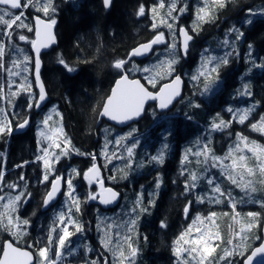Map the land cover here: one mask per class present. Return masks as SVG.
Listing matches in <instances>:
<instances>
[{
    "label": "snow or ice",
    "instance_id": "6c2138e0",
    "mask_svg": "<svg viewBox=\"0 0 264 264\" xmlns=\"http://www.w3.org/2000/svg\"><path fill=\"white\" fill-rule=\"evenodd\" d=\"M111 0H103L104 6L108 7ZM229 0H204V4L200 7L196 13L198 23H206L214 18V13L217 8L223 9L226 7ZM0 26H3V35L8 38L9 41L13 39V29H26L28 32H34L35 39L28 41L27 37L23 34L18 35L20 41L31 43L32 49L35 51V85L39 88L38 98L32 92V83L27 80L25 76L21 83L15 85L16 91H11L13 82L10 80L8 84L10 97L4 96L3 88H0V100L7 99L8 103H12L13 99L19 95L27 94L32 98V102H29L26 107L31 110L33 107L39 108L41 102L46 98L45 88L40 78V51L42 48L48 47L54 42V36L52 33L53 26L56 24V20L49 18L47 21L42 19L39 15L34 17L35 24L30 25L25 22L26 17L22 9L32 8L37 13H42L43 16L48 17L49 13L55 12L53 0H0ZM12 10H21L14 12ZM160 10L164 11L161 14ZM177 3L176 0H171L167 4L166 0H159L157 5H154L151 9L153 14L152 29L155 31L159 26H166L170 32H173V23L169 22V19L175 20L173 13L176 12ZM185 9L180 8L179 11L183 12ZM251 11V10H249ZM254 14V13H253ZM139 16L145 15V7L141 5L138 10ZM159 18L160 24L156 23V19ZM251 23V21H248ZM195 30V26L193 28ZM182 40L180 42V51L184 55H187L189 49V42L192 40V36L189 32L183 28L179 29ZM243 36V32H238L236 39L239 40ZM176 36L173 33V42L168 45L170 51L167 59L150 66L139 68L133 65L132 68L126 67L133 57L145 55L153 50L154 45L167 44L165 35L163 32H157V34L147 43L139 45L134 48L130 53L128 59H120L114 62L113 67L120 73V79L116 81V86L111 91V95L106 98L102 104V111L99 115L107 117L109 120L116 121L118 123H124L126 121L133 120L140 117L145 111V105L148 101H157L160 109H167L173 100L180 95L182 80L179 75H173L175 72V65L178 63L179 57L177 54V43L175 42ZM226 45L228 41L224 42ZM252 45H249L251 48ZM231 53H225L224 56L219 58H205L197 74L192 76L193 80H199L201 77L205 81V91L209 90V81L212 80V75L216 74L218 77V69L223 65L229 63L228 56ZM6 56V45L0 42V68H4V57ZM31 59L28 56H24L23 60H13L12 69H6L9 76H21L23 73H29L32 71L28 65L31 63ZM60 63L65 68L72 72L75 69L67 65L63 60ZM264 67V65H257ZM129 71L136 72L141 71L145 73L144 79L152 87H156L159 80L170 79L169 83L164 84L159 88L157 92L150 91L145 84H142L139 79H130ZM243 94H248L246 91ZM198 106V105H197ZM254 108H246L239 111L233 116V120H236L240 124H245L249 120ZM229 112L233 110L228 109ZM56 116L60 113L53 109ZM62 121V117H61ZM29 121L25 118L21 123L17 125L19 128H24L28 125ZM231 121L226 122L223 119H219V122L212 123V129L214 131H222L229 127ZM43 128L39 132L40 140V152L41 155L37 157L39 161L43 163V183H50L49 190L45 193L44 205L48 206L58 194L61 193L62 187L66 184L67 190L64 195L67 196L71 202L69 204L68 212H63L54 221V225L49 230L47 237V243L40 248H37L36 255L38 260L36 264H58V261L64 255V249L70 244L71 237L76 233H82L84 231V225L73 215L72 210L75 208V212H80V199L75 195L76 188L73 184V179L69 176L65 179L61 175H57L55 164H58L61 157L68 156L71 152H76L78 155H83L77 149L73 148L70 139L67 138L64 133L62 123L53 121L52 115H47L42 121ZM250 127L253 131L259 132L264 135V116H260L259 120L255 123H251ZM13 131L12 121L8 118V114L4 108L0 107V135H10ZM126 139L122 137L117 140L116 146L121 145L122 140ZM128 158L133 156V147L126 149ZM211 148L207 145L203 150L195 153L197 157H203V160H197V163L208 164L211 162V167H219L221 174L230 181L233 185L241 188L246 193H254L257 191L256 185H264V145L257 143L255 140H250L247 136L240 133L236 134V143L233 148H230L226 155L216 156L211 154ZM250 154V155H249ZM105 159L110 163L113 158L122 159L123 156H117L115 152L109 154L107 150L104 151ZM92 160L95 161L97 157L92 155ZM152 159L157 163H163V155L153 156ZM185 161H188L187 154L185 155ZM230 161V163H225ZM127 168H131L132 164L129 159V163L126 164ZM76 170L73 169V172ZM54 177L49 182V177ZM83 178L89 183V185L95 183L100 187V192L89 193L88 198L96 200L99 198L101 204H110L117 199L118 193L111 188H105L104 182L100 176V168L96 163L83 173ZM24 179L23 176L20 177ZM192 183H186L185 189L189 190L195 186V182L198 180L196 173L190 174ZM4 182V172L0 171V183ZM63 182V183H62ZM214 193L219 196H224L225 193L222 189L214 184L212 179L208 180ZM159 182L156 187L159 188ZM12 191H16L18 186L15 184L7 185ZM2 191V189H0ZM30 193L27 191L19 192L16 195H0V228L8 231L11 235L17 239L25 235L24 229L29 226L27 219H21L17 214L19 206L25 202L26 197H29ZM142 196L137 200L136 204L139 207L142 204ZM210 200H216L215 197H210ZM6 201V202H4ZM200 203H204L203 198H198ZM154 203V202H153ZM229 203L233 210L232 216L233 222L238 225L237 229H232V238L226 242V245L222 249V255L217 254V249L220 248V244L224 243L222 240L219 225L217 223L218 214L211 212L207 216L197 215L192 220L191 224L186 230L180 234L175 241L176 247L173 249L174 255L177 257L178 264H217V261H226L227 264H231L229 258L239 255L244 258V264H255L258 257H264V237L259 235L255 236V240L261 241L257 246L253 247L249 241L252 240L251 233L254 228L260 227L258 223L259 213L248 212L243 218L242 214L236 211L237 204L229 196ZM191 202L185 207L184 212L187 216L189 212ZM264 206V202H262ZM136 208H133V212ZM141 212H146L147 208L140 207ZM222 215L227 216L228 213ZM138 218V217H137ZM127 225V233L121 234L115 233V242L113 237V224H106L103 227V236L101 238V244L105 251L111 253L112 264H135V257L138 254V249L135 247L131 233L135 232L137 219H131L125 222ZM98 229L101 227L97 226ZM119 227V226H117ZM161 227H166L162 222ZM70 228L74 229L71 231ZM53 246L55 247L54 255H50ZM2 257H0V264H33L34 256L29 251L21 250L14 247L12 243H7L2 250ZM186 254V255H185ZM91 264H97L96 260H93ZM104 264H108L105 259ZM264 264V261H262Z\"/></svg>",
    "mask_w": 264,
    "mask_h": 264
},
{
    "label": "trees",
    "instance_id": "16d2710c",
    "mask_svg": "<svg viewBox=\"0 0 264 264\" xmlns=\"http://www.w3.org/2000/svg\"><path fill=\"white\" fill-rule=\"evenodd\" d=\"M253 1L254 0H248V2L245 3H238L237 8H247ZM158 3L159 0H114L112 8L107 10L104 7L102 0H53V5L56 10L54 13L50 12L48 17L43 16L42 13L35 12L32 8L27 11L29 17H32L33 14H40L44 17V19L48 20L53 16L52 19L56 20L58 26V45L43 55L44 68L42 77L50 97L48 106L50 104L56 105L57 110H59L62 116L64 133L67 138L70 139L72 147L83 154L81 157H76L73 152H71L68 156L62 157L64 162H69L68 165L71 164L72 166H80V164H88L91 160L88 156L93 153L101 154L104 147L103 141L105 140L102 129L106 128L108 123L101 120V124L99 125V113L102 111L103 102L108 96H110L112 88L114 87L116 81L120 78V73L113 67V64L117 60L128 59L134 48L142 43L150 41L157 34V32H159L161 26H159L155 31L152 29L153 14L151 12L152 7ZM141 5L145 7L144 16L138 15V10ZM160 11L161 14H164V11L166 10ZM25 22L33 25L30 20L28 21L26 19ZM263 23L264 20H255L250 23L249 27L251 32L249 33L247 39H250L252 42L258 44L256 45L258 48L256 52L260 53L264 63ZM259 29H261V31ZM13 33V39L9 41L8 38L3 35V26H0V42L5 43L6 45V56L3 60L4 68H0V88H3V94L6 98L10 97L8 84L11 80L13 82L11 91H16L15 85L22 82V75L19 77L9 76L6 69H12L13 60L22 61L23 56L25 55L24 52H26L32 61L30 63L31 67L29 66L32 70L29 72V80L30 82L32 81L31 83L33 85L32 92L38 98L39 92L36 88L33 74V52L32 50H23L25 41H20L18 39V35L23 34L27 37L28 41H31L33 33L28 32L26 29L16 28L13 29ZM260 34H263V36ZM157 56L149 59L147 63L152 65L153 62L156 61ZM60 60H63L67 65L75 70L69 72L65 66L60 63ZM132 62L136 63L135 60L132 59L126 67L131 68L130 65ZM145 64L142 61L137 64V66L142 68ZM187 65L195 66V60L190 59ZM129 74L133 77H141L143 81L152 89V86L144 79V76L146 75L145 73L141 71H129ZM186 75L188 76L190 73H186ZM257 75L258 83H254V88L252 87V91L246 100L242 99L240 95H237V86L234 87V91L231 89L228 90L230 87H227V94H229L230 97L234 95V100L237 102L236 104L243 105V102L250 105L253 103H259L260 109L258 113L264 116V72L262 73L258 70ZM190 83V81L187 83L188 91ZM228 84L233 86L235 85V81L232 79L228 82ZM195 85L198 86H194V88L202 87L199 83ZM192 96L193 94L190 95L188 92L185 97L189 98ZM29 102H32V98L23 93L14 98L12 103H8L7 99L0 100V107L4 108L7 112L8 118L12 121L13 127V131L10 135H0V171H3L5 174L4 182L0 183V189H2V191H0V195H4L5 197L9 195V192L10 195L17 194L16 191L9 189L7 185L15 184L22 188L24 184L20 179V175H23L25 171H28L30 174L32 173L31 175L33 176L34 174L37 175L36 178L39 179L37 182V187L40 189L39 191L45 190L44 192H46L49 189V184L43 183L40 179V174L44 171H41L43 163L37 159V157L41 155L38 127L42 120L43 112L37 114L35 112V107L28 110L26 105ZM189 108L190 110L186 113L187 116H193L195 118V114L192 111L191 106H189ZM152 111L153 110L150 108L144 121L142 120L143 122L139 124L140 129L138 130V134H136L137 136H141L140 133H144L151 126L150 118L152 116ZM30 115H32V125L25 133H16L15 130L17 129V125ZM255 116L258 117V115ZM200 119L201 120H198L199 122L210 124V121L205 120L204 117ZM199 126L201 128L185 121L183 131H185V135L192 133V135H198L202 141L204 140V142H208V136H204V128L202 125ZM115 131L118 133L117 130ZM155 133L156 131L148 132V136H143L142 140L144 141L142 144H138V146L134 147L135 159L137 161L135 164H138L140 167H149L147 165L146 147L148 146L151 150L154 149L155 144L152 142V138ZM131 135L132 134L119 136L120 139L122 137L126 138L122 140L121 143H124ZM254 138L260 140L264 144V137L255 136ZM225 139V135L220 136L216 143L219 144V141ZM158 141L159 139L157 138L156 142ZM235 143L236 141L230 145V148H233ZM25 144L28 148L26 150L24 149L26 148ZM130 145L131 143H129L127 147ZM115 148L117 149L119 147L116 146L114 149ZM23 149L25 151V155L27 156L20 154L24 153ZM211 154L215 155V151H212ZM20 155L22 158H18ZM33 158L35 159L33 160ZM18 160L20 161L19 163ZM24 165L26 166L23 167ZM187 167L186 171H183V168L181 170L182 175H180V177L181 183L183 184L176 186L168 185L163 191L161 201L155 207V210L152 209V212L150 211L146 216V222H149V225L153 224V227L150 228L151 231L149 230L150 240L147 244H143L142 246V249L145 254L149 256V258L142 257L139 264H178V260L175 261L177 257L173 255V244L185 227L184 222H179L181 219V210L183 211V209L189 205V202H191V209H193L195 213L199 197L197 195L201 194V196H206L208 193L201 189V185L203 184V175L206 173L207 169L205 167L191 169L188 165ZM184 172L186 178L183 177ZM162 173L163 172H161V174ZM191 173H196L198 175V180L195 182V186L193 188L186 190L185 184L192 183L190 179ZM184 178L186 180H184ZM32 181L33 177L29 179V185L34 184ZM236 187V185L231 183V190H233L236 194H239L240 197H243L242 192L239 189L237 190ZM175 188L177 190H175ZM256 188L257 191L254 192L250 198H259V191L264 192V185L258 184ZM174 190L179 193L175 194L177 198L182 197L181 193L182 191H185V195L181 198V203H179V205L176 201H172L169 198L170 196H168L174 193ZM133 199L134 198L131 197L127 198V203L132 204ZM42 204L43 200H41V197L34 196L29 200L27 208H25V203H22L19 206L17 214L22 220L27 219L29 221V226L24 229L26 234L21 237V241L20 238L17 239L8 231L0 228V250H2L3 242L9 238H12L20 245L36 242L38 240L35 234L34 224H37L39 216L43 214V212L40 214ZM181 204L183 206L180 207ZM32 208L34 210L37 209L38 211H35L34 215V212L31 211ZM253 210H255V208L251 205L249 211ZM161 221L170 225L169 233L165 234L159 229ZM221 222L222 224L218 223L224 243H221L220 248L217 249L218 255L223 254L222 249L227 246L226 242L231 239V233L229 230L230 224L232 229H237L232 222L231 216H222ZM263 223L264 211L260 218V227L253 229L252 236L255 237L259 235L262 237ZM156 237L159 238L158 241L156 240ZM260 242L261 241L257 240V243L253 247L257 246ZM1 252L2 251H0V254ZM169 257L170 260H168ZM243 260L244 258H239V264H243ZM220 262L221 264L222 262L223 264H227L226 261Z\"/></svg>",
    "mask_w": 264,
    "mask_h": 264
},
{
    "label": "flooded vegetation",
    "instance_id": "af4514ba",
    "mask_svg": "<svg viewBox=\"0 0 264 264\" xmlns=\"http://www.w3.org/2000/svg\"><path fill=\"white\" fill-rule=\"evenodd\" d=\"M183 1L186 3V5H184L185 10L178 14V21L175 29V42L177 43L176 50L180 51L179 29L187 28L189 34L193 37V41L190 45L188 59L185 60L181 56L179 65H175V70L176 72L180 71L183 73L186 81V89L188 90V81L193 80L192 77H187L186 73L195 72L194 69L198 71L204 58L210 56L213 57V55L215 58H219L224 56L225 53H231V55L227 57L229 63L227 65L222 64L219 67L218 77L216 74L212 75V80L209 81L210 87L208 91L205 92V81L204 78L201 77L197 81L202 87L200 88V91L195 94V96L189 97L188 99L183 98L170 113L161 116V119L158 122L148 128V132L156 131L152 138L155 148L160 147L164 151V153L160 154L163 155L164 160L162 166H160V163H157L153 159L151 160L150 155V161H147V165L149 167H140L138 164H135L137 161L135 160L134 155L131 160L132 167L128 168L126 171L106 164L102 160L99 161L100 176L104 182L105 188H112L116 190L121 197L118 206L111 207L108 204H101L99 202V198L96 200L88 198L89 193L100 192V187L95 183L89 185V183L83 178V173L92 166V161L90 160L88 164H80L79 175L78 177L73 178V184L76 188L75 195L79 197L81 201L80 212L76 213L75 208L73 207L72 214L76 218L80 219V222L84 225V231L82 233H76L71 237L70 244L64 249V255L58 261V264H91L93 260H96L97 264H104L105 259H107L108 264H112L111 253L105 251L101 244L103 227H100L99 229L97 227L100 223L99 218L101 216L115 217L121 215L124 211H131L134 207L133 205H137L136 202L141 198V196L143 199L140 206L147 208V211L141 212L139 216L140 225L135 228V232L131 233V235L134 245L138 247V252L140 253L139 259L142 257L149 258V256H147L142 249V246L143 244H147L150 240L149 230L153 227V224L149 225V222H146V216L152 209L155 210V207L161 201L163 191L168 185L176 186L183 184L181 183L180 177V175H182L181 166L183 144L189 142L188 137L196 136L195 134L192 135V133L185 135V131H183L185 121L198 127L199 125L197 121L201 120L200 118L203 117L205 120H209L210 124L214 121L218 123L219 119H223L226 122L231 121L229 127L223 129L222 131H218V137L222 134L225 135L226 140L229 143L232 139L234 141L237 133L248 136L252 130L250 127L252 117L259 120L260 116H263L258 113L260 109L259 103H253L250 105L243 102V105L236 104L237 102L234 100V95L230 97V95L227 94V87H230L228 90L231 89L234 91V87L237 86V95H240L242 99L246 100L252 91V87L254 88V83H258V70L262 73L264 72V67H254L251 70L250 67H253L254 65H249L248 59H246L247 53L249 52L248 47L249 44H251L252 46L254 45L251 47L253 48L251 59L253 56L255 60H258L259 58L261 65H264L262 56L259 52H256L258 49L257 46H255L256 44L250 43L252 40L249 41L247 39L251 30L249 27L250 23L246 22L249 19L248 16L253 15L249 12V10L251 8H260L261 6L264 7V0H254L249 7L243 9L242 7L238 9L237 4L248 2V0H229L226 7L223 9L217 8L214 13V18L206 23H198L196 16L198 9L203 6L204 0ZM255 20H264V17L253 19L251 20V23ZM194 26L195 30H193ZM236 31L237 33L243 32V36L239 40L236 39ZM163 33L167 44H162V46L166 48V52L169 53L170 49L168 45L173 42V38L170 39V33L167 34L165 31ZM225 40L228 41L227 45L224 43ZM190 59L195 60V66L187 65ZM232 79L235 81V85L233 86L228 84V82ZM245 86H247L246 91L248 94L242 95V93L245 92ZM188 104L191 106V109L195 114V118H193V116H186L185 112L187 111ZM46 107L44 109H46ZM229 108L233 111L229 112ZM246 108H254V110L245 124H240L236 120H233V116L236 113ZM154 109L157 110V106H155ZM255 115H258V117ZM157 117H159V115H157ZM139 124L135 126H138ZM229 129L235 132L231 138L230 136L232 134L231 132H228ZM158 134H161L163 137L158 136ZM157 138L159 139L158 142H156ZM146 151L147 154H150V148L148 146L146 147ZM156 151L157 150L154 149L152 154H156ZM68 163V161H63L62 164H59V170L57 172L58 175L63 176L65 179L68 178L70 171L72 170V165H68ZM121 171L125 173L127 177L122 176L123 173ZM161 172L163 173L161 174ZM23 177V180H26L27 183H29V179L33 176L28 171H25L23 173ZM184 180L186 179L184 178ZM158 182L160 184L159 188L156 187ZM36 187L37 186H34V184H31L30 186L27 185L26 189L30 190L34 196L41 197V200L44 201L46 193L44 192L45 190L39 191L36 190ZM63 190L64 192L67 190L66 184L64 185ZM175 190L177 189L175 188ZM175 190L174 193L168 196H170L169 198L172 201L181 203V199L179 200V197L177 198L175 195L179 193ZM32 194L30 193V196ZM129 197L134 198L132 204L127 203V198ZM70 203L71 202L68 200L67 196L64 195V193L62 194L60 201H58L54 206H45L43 203L40 210V214L42 212L43 214L39 216V219L41 218L45 220L47 218H57L61 212L68 214ZM28 205L29 201L25 202V208H27ZM181 206L183 205L181 204L180 207ZM137 209L140 210L139 207H137ZM189 210H193L191 209V206ZM31 211L34 212L33 215L35 214V211L38 212L37 209L34 210L33 208ZM180 214L181 219L179 222H185L186 215L184 209L183 211L181 210ZM162 222L164 223V221L160 222L159 229L166 234L169 231L165 232V229H168L169 226L164 223L166 227H161ZM117 226L118 225L114 226L112 229L114 242L116 232L128 234L126 230L127 227H123L121 225H119V227ZM34 228L38 240L29 244H31V248L33 249L32 252H34L37 261L38 256L36 255V250L37 248L43 247L47 243L49 230L52 226L48 225L47 227L39 229L37 224H34ZM70 230L74 231L72 228H70ZM158 239L159 238L156 237L157 241ZM54 252L55 247L53 246L50 255H54ZM168 260H170V257ZM137 261L138 257L135 264H137Z\"/></svg>",
    "mask_w": 264,
    "mask_h": 264
},
{
    "label": "rangeland",
    "instance_id": "374dc122",
    "mask_svg": "<svg viewBox=\"0 0 264 264\" xmlns=\"http://www.w3.org/2000/svg\"><path fill=\"white\" fill-rule=\"evenodd\" d=\"M170 2H171V0H167L166 1V7H167V4L170 3ZM182 2H183V0H176L177 9L178 10L173 13V16L176 19L174 21L171 20V19H169V22L170 23H173V25H174L173 32H170L169 29L166 26H163V25L161 26V29H160L161 31L162 30L165 31L167 34L170 33V36H169L170 39L173 38V33H175V29H176V25H177V21H178L177 20L178 14L181 13V11H179V9L180 8H185V6H181V3ZM250 10L251 11H249V12L252 13V14L254 13V14L252 16H249V19L247 20V23H248V21H251L253 19H257L258 17H264V7L261 6L260 8H251ZM52 18H53V16H52ZM156 23L158 25L160 24L159 18L156 19ZM236 34L238 35L237 31H236ZM235 48H236V45H235ZM248 49H249L248 50L249 52L247 53L246 59H248L249 65H254L253 67H250L251 70H252L254 67H259L257 65H261V61L259 60V58H258V60H255L254 59V56L251 59V56H252V53H253V48H249L248 47ZM155 53H157V54H159L161 56V54L164 53V50H162L160 52L157 50ZM25 55L29 57V55L27 53ZM210 57H212V56H210ZM212 58L215 59L214 55H213ZM164 59L165 58H162V60H164ZM145 63H144L145 64L144 67H150V64H148L147 62H145ZM137 64H139V63H133L132 62L130 66H131V68L133 67V65H135L136 67H138ZM29 66H30V64L28 65V67ZM29 75H30L29 73H23L22 74V80L26 76L27 77V80L30 82ZM162 81L163 80H161V82ZM53 109H55L56 112H59V110H57L55 104H50L49 106L46 107V109L43 112L42 120L39 123V127H38V129H39L38 130V138H39V141L41 140V138L39 136V132L43 128L42 121H43V119L47 115H52L53 116V121L58 122V123H62L61 122V117H62L61 114L59 116H56L55 113L53 112ZM104 131H106L108 134H115L116 133L115 129H113L111 127H106ZM228 132H231L232 135L235 134V132H233L231 129H229ZM128 134H130V133H125V135H128ZM218 134H219L218 131H214L212 129V124H204V136H208V142L203 143V146L207 145L209 148H211L212 151H215V155L216 156H221L222 157V156L226 155L227 152L229 151L230 145H231L233 139L229 143H228V141L226 139L225 140H221V141H219V144H218V143H216V141H218L219 138H220V136H221V135H219V137H218ZM254 136H262V137H264V135H261L259 132L253 131L252 134L249 136V138H251V140H255L257 143L264 145L260 140L255 139ZM104 139L105 140L103 142L105 143V147H103L102 151H103V157L105 158V156H104V151L105 150H107V152L109 154H111L113 152L111 150V143H110V141L108 139H106V138H104ZM188 141H189V139H188ZM139 143H140L139 141L134 142L133 144L130 145V147H133L134 148L136 146V144H139ZM40 147H41V144H40ZM203 148L198 150V147H197V149H195L193 146H190V152L193 155V160H192V163H191L190 167H191V169H197V168H200L201 167V164H202L207 169L206 173L203 175V184L201 185V189L202 190H205L208 193H207L206 196H203L202 195V198L204 200V203H200L198 201V203H199L198 204V212H195V214H192V215H190L188 217L189 218V221L187 222V224L185 226V229L182 231V233L186 230V228L191 224L192 220L197 215L207 216L211 212H216L218 214L217 223L219 222L221 224H222L221 217L222 216H225V215H222L223 213H228V215L226 217L231 216V219H232V216L234 215V213H233V210H232V208L230 206V203H229V196L231 197V199L233 201L236 202V204H237L236 211H238V212H240L242 214V217L241 218H243V216L246 213H248V212H256V213H259L260 214L259 217H258V223H259L260 222V218H261V216L263 214V211H264V206H262V202H264V192L263 191H259V194H260V197L259 198L258 197L257 198H250V196L253 193H246L241 188L236 187L237 190L239 189L242 192L243 197H240L239 194H236L233 190H231V188H230L231 182H228V180L225 179V177L221 174V170H220L219 167H216V168L211 167V162H209L208 164H203V163L198 164L197 163V160L198 159L199 160H203V157H197L195 155V153L202 151ZM120 156H123L125 162L128 161V159H129L128 156H127V151L122 152V154ZM123 158L122 159L113 158L111 160V162H113L114 165L117 166V168H119L120 167V165H119L120 164V161L121 160L123 161ZM61 161L62 160L60 159L59 163L58 164H55L56 172H58V170H59V164L61 163ZM225 163H230V161H225ZM106 164H109V162H106ZM42 170H44L43 166L41 167V171ZM43 172L44 171H42L41 174H40L41 181H42V178H43ZM73 173H74L73 170H71L70 171V174H69V176H71L72 179L74 177L76 178V176L78 174V173H75L73 175ZM51 178L53 179L54 177L50 176L49 177V182L52 180ZM133 178H135V177H133ZM209 179H212L214 181V184L215 185H218L222 189V191L225 193L224 196L221 197V196H219V194L214 193L212 191V187L214 185H210L208 183V180ZM38 181H39V179L36 178V175L34 174L33 181L32 182H34V185H37V182ZM48 184L50 185V183H48ZM18 188H17L16 191H19L20 190ZM36 190H40V189L36 187ZM9 195H10V192H9ZM181 195L183 197L185 195V191H182ZM197 196L200 197L201 194H199ZM182 197H179L178 199L180 200ZM210 197H215L216 200H219V203L215 202V200H210ZM176 203L179 205V202H176ZM251 205L255 208V210L249 211V208L251 207ZM133 206L136 208V211L135 212H133V208H134ZM133 206H132L133 208H132L131 211L126 212V214H125L126 215L125 222H127V221H129L131 219L136 218L137 219L136 227H137V226L140 225L139 216L141 214V211L137 209V207H138L137 205L136 206L133 205ZM140 207L141 206H139V209H140ZM257 210H259V211H257ZM99 220H100L101 227H104V225H106V224H113V227L116 226V225H118V226L120 225L119 222L117 221V217L114 218L112 216H109V217L108 216H101L99 218ZM125 222L123 224L124 227L127 226L125 224ZM232 222H233V220H232ZM219 223H218V225H219ZM234 225H235V227L238 228V225H236L235 223H234ZM55 226L56 227H60V225H58V224H56ZM230 226H231V224H230ZM167 231H169V230L168 229H165V232H167ZM167 233H169V232H167ZM230 233H231V238H232V232L230 231ZM251 236H252V233H251ZM177 239L178 238H176V240ZM175 241H174V244H173V249L176 247ZM249 243L252 246H254L257 243V240H255V237L254 236H252V240H250ZM135 247H137V246L135 245ZM137 249H138V247H137ZM173 255H174V252H173ZM137 256H138V254H137ZM136 257H135V260H136ZM239 258L242 259L243 257H241L239 255H235V256L231 257L230 258L231 264H239ZM175 261H177V259H175ZM217 264H221V262L220 261H217ZM222 264H223V262H222Z\"/></svg>",
    "mask_w": 264,
    "mask_h": 264
},
{
    "label": "water",
    "instance_id": "95a60500",
    "mask_svg": "<svg viewBox=\"0 0 264 264\" xmlns=\"http://www.w3.org/2000/svg\"><path fill=\"white\" fill-rule=\"evenodd\" d=\"M113 3H114V0H111L110 5H109L108 7H106V8H107V9L112 8ZM42 19H43V18H42ZM44 20H45V19H44ZM46 21H47V20H46ZM183 29L187 30L186 28H183ZM187 31H188V30H187ZM188 32H189V31H188ZM52 33H53V36H54V42L51 43L48 47H46V48H42L41 51H40V62H41V66H40V78H41V81H42V83H43V85H44V88H45L46 98H45V100H44L43 102H41L40 107H39V108H36V112H37V113L40 112V111H42V110L45 108V106L48 104V102L50 101V97H49V94H48V92H47V89H46V86H45V83H44V80H43V77H42L43 68H44V63H43V58H42V56H43L44 53H48L49 51H51L53 48H55V47L58 45L57 25H56V24L53 26ZM180 37H181V36H180ZM181 40H182V37H181ZM192 41H193V37H192V40L189 42V49H190V44H191ZM148 42H149V41H148ZM145 43H147V42H145ZM145 43H142V44H145ZM142 44H140V45H142ZM138 46H139V45H138ZM138 46H137V47H138ZM155 47H156V45L153 46V50H152V51L146 53L145 55L138 56V57H134V58H136V59H144V58L148 57L149 55L152 54V52L154 51ZM189 49H188V52H189ZM183 55H184V54H183ZM184 56L186 57L187 55H184ZM34 60H35V51H34ZM34 62H35V61H34ZM179 76L181 77V80H182V85H181L180 95H179L178 97H176V98L173 100V103H172L167 109H160V108L158 107L159 111H161V112L168 111V110H169V109H170V108H171L176 102H178V100H180V99L182 98L183 93H184V88H185V81H184V79L182 78L181 75H179ZM34 77H35V76H34ZM129 78H130V79H139V80L141 81L142 84H145V83L142 81V79L139 78V77L132 78V77L129 76ZM119 79H120V78H119ZM119 79H118V80H119ZM167 83H169V82H167ZM165 84H166V83H165ZM163 85H164V84H163ZM163 85H162V86H163ZM115 86H116V83H115V85H114V87H113L112 89H114ZM145 86H146L150 91H152V90H151L146 84H145ZM37 88H38V87H37ZM38 90H39V88H38ZM152 92L155 93V92H157V91H152ZM110 95H111V94H110ZM151 104H157V105H158V102H157V101H148V102L146 103V105H145V111L143 112V114H142L140 117L135 118V119L130 120V121H126V122H124V123H118V122H116V121L109 120L107 117H104V116H101V115H100V122H99V125L101 124V120H107L108 122L112 123L113 125H115V126H117V127H119V128H125V127H127V126H129V125H131V124H133V123H137V122L141 121V120L143 119V117L145 116L146 112H147L148 106L151 105ZM28 121H29V123H28V125H27L26 127H24V128H19V127H18V129H17L16 132H18V133H25V132L28 130V128L30 127L31 123H32V122H31V117L28 118ZM97 166L99 167V164H98V163H97ZM99 168H100V167H99ZM62 183H63V182H62ZM63 187H64V186H63ZM63 187H62V189H61V193L58 194L57 197H56V198H55V199H54L49 205H54V204H56V203L59 201L60 196H61V194H62V192H63ZM113 191L117 192V191L114 190V189H113ZM117 193H118V192H117ZM120 200H121V197H120V195H119V193H118L117 199H116L114 202H112V203H110V204H108V205H110V206H114V205H116V204H119V203H120ZM262 237H264V223H263V226H262ZM7 243H12L14 247H17V248H19V249H21V250L29 251L30 253H32L33 256H34L33 264H35V262H36V257H35V254H34L31 250H29V249H24V248H21V247L17 246V245L11 240V239H8V240H6V241L4 242V244H3V248H4V246H5ZM0 257H2V253H1V256H0ZM262 261H264V257H258V258L256 259V261H255V264H262ZM243 264H244V262H243Z\"/></svg>",
    "mask_w": 264,
    "mask_h": 264
},
{
    "label": "bare ground",
    "instance_id": "6f19581e",
    "mask_svg": "<svg viewBox=\"0 0 264 264\" xmlns=\"http://www.w3.org/2000/svg\"><path fill=\"white\" fill-rule=\"evenodd\" d=\"M243 19H244V17H243ZM245 19H246V18H245ZM259 23H260V22H259ZM263 24H264V23H263ZM256 26H258V25H256ZM256 28H257V27H256ZM262 29H263V28H262ZM254 30H255V29H254ZM254 30H253V31H254ZM259 30L261 31V29H259ZM253 31H252V32H253ZM262 33H263V31H262ZM260 35L263 36V34H260ZM250 37H251V35H250ZM263 37H264V36H263ZM248 40H250V39H248ZM250 43H254V42H250ZM257 43H258V42H257ZM261 43L263 44L262 41H261ZM254 44H256V43H254ZM249 45H250V44H249ZM256 45H258V44H256ZM256 45H255V46H256ZM259 45H260V43H259ZM253 46H254V45H253ZM253 46H252V47H253ZM44 54H45V53H44ZM44 54H43V55H44ZM42 58H43V56H42ZM262 81H263V80H262ZM259 82H260V81H259ZM260 86H261V85H260ZM235 92H236V91H235ZM66 102H67V101H66ZM24 104H25V103H24ZM21 105H22V104H21ZM21 107H22V106H21ZM45 107H46V106H45ZM189 124H190V123H189ZM10 139H11V137H10ZM12 139H13V138H12ZM17 140H18V139H17ZM28 140H29V139H28ZM10 141H11V140H10ZM23 141H24V139H23ZM17 142H18V141H17ZM24 142H25V141H24ZM22 144H23V143H22ZM25 145H26V144H25ZM6 148H7V146H6ZM24 149H25V150L28 149V148H27V145H26V148H24ZM24 149H23V152H24V153H20V154H22V155H24V156H27V155H25V151H24ZM29 149H30V148H29ZM10 151H11V150H10ZM27 151H28V150H27ZM34 152H35V151H34ZM27 154H28V153H27ZM32 154H34V153H32ZM32 156H33V155H32ZM20 157H21V155H20L18 158H20ZM18 158H17V159H18ZM21 158H22V157H21ZM23 158H24V157H23ZM28 159H29V158H28ZM34 159H35V158H33V160H34ZM21 161H22V160H21ZM25 161H26V160H25ZM72 161H73V160H72ZM19 162H20V161L18 160V163H19ZM29 162H31V161H29ZM28 164H29V163H28ZM20 165H21V164H20ZM70 165H71V164H70ZM29 166H30V165H29ZM33 170H34V169H33ZM37 170H38V169H37ZM22 173H23V172H22ZM36 173H37V172H36ZM31 174H32V173H31ZM20 176H22V175H20ZM20 176H19V177H20ZM32 176H33V175H32ZM36 176H37V175H36ZM4 239H5V238H4Z\"/></svg>",
    "mask_w": 264,
    "mask_h": 264
}]
</instances>
